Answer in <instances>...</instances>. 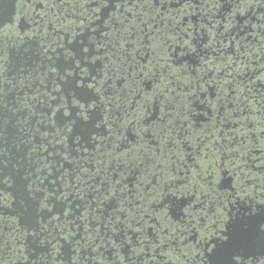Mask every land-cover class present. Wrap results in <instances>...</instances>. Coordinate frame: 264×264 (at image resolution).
<instances>
[{
	"label": "flooded vegetation",
	"instance_id": "flooded-vegetation-1",
	"mask_svg": "<svg viewBox=\"0 0 264 264\" xmlns=\"http://www.w3.org/2000/svg\"><path fill=\"white\" fill-rule=\"evenodd\" d=\"M262 204L264 0L0 3V264H207Z\"/></svg>",
	"mask_w": 264,
	"mask_h": 264
},
{
	"label": "snow or ice",
	"instance_id": "snow-or-ice-1",
	"mask_svg": "<svg viewBox=\"0 0 264 264\" xmlns=\"http://www.w3.org/2000/svg\"><path fill=\"white\" fill-rule=\"evenodd\" d=\"M233 224L240 227H231L222 238L209 242L207 264H239L237 257L242 254V245L255 243L257 239L264 245V204L255 211L251 207L245 208L233 219Z\"/></svg>",
	"mask_w": 264,
	"mask_h": 264
},
{
	"label": "water",
	"instance_id": "water-1",
	"mask_svg": "<svg viewBox=\"0 0 264 264\" xmlns=\"http://www.w3.org/2000/svg\"><path fill=\"white\" fill-rule=\"evenodd\" d=\"M7 0H0V3H6Z\"/></svg>",
	"mask_w": 264,
	"mask_h": 264
}]
</instances>
